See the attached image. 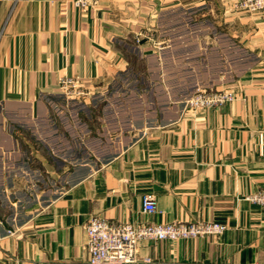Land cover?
Returning a JSON list of instances; mask_svg holds the SVG:
<instances>
[{
    "label": "crops",
    "instance_id": "obj_1",
    "mask_svg": "<svg viewBox=\"0 0 264 264\" xmlns=\"http://www.w3.org/2000/svg\"><path fill=\"white\" fill-rule=\"evenodd\" d=\"M73 1L0 0L6 196L30 184L17 167L39 158L31 138L39 140L49 114L60 110L65 77L92 96L107 94L128 75L135 51L156 64L149 76L157 75L166 95L173 94L172 70L190 73L193 94L233 89L240 97L198 111H179L172 102L166 110H176L174 119L145 125L101 166L48 169L52 188L18 222L19 202L9 194L0 264H89L84 228L93 216L136 226L197 220L228 226L220 237L141 242L136 264H264V208L244 200L264 190V12L238 11L235 0H103L85 11ZM53 157L61 155L55 150ZM147 194L156 198V214L143 212Z\"/></svg>",
    "mask_w": 264,
    "mask_h": 264
},
{
    "label": "rangeland",
    "instance_id": "obj_2",
    "mask_svg": "<svg viewBox=\"0 0 264 264\" xmlns=\"http://www.w3.org/2000/svg\"><path fill=\"white\" fill-rule=\"evenodd\" d=\"M191 22H198V19ZM130 55L128 75L119 79L109 93L90 95L87 101L63 98L56 101L60 110L49 114L47 119L50 122L43 124L39 140L31 138L40 159L29 157L24 159L25 165L18 164L17 167L28 173L30 184L26 190L15 188L8 191V196L0 191V219L11 217V208L6 205V200L11 196L9 194H13L14 200L19 202L14 207L13 217L17 222L25 218L32 200L39 194L47 193L53 185V180L47 174L48 169L57 168L59 163L71 168L85 163L93 167L101 166L116 155L119 145H126L128 138L130 141L139 136L145 125L174 119L171 114L176 110L172 109V113L166 110L170 103H180L181 111L184 102L199 90H215L199 88L193 94L190 73H173L170 70L172 78L169 77L167 82L173 94L166 95L164 89L156 84L157 75L149 76L150 72L157 71L156 64L147 58L140 59L135 51ZM55 150L60 153V158L53 157Z\"/></svg>",
    "mask_w": 264,
    "mask_h": 264
},
{
    "label": "built area",
    "instance_id": "obj_3",
    "mask_svg": "<svg viewBox=\"0 0 264 264\" xmlns=\"http://www.w3.org/2000/svg\"><path fill=\"white\" fill-rule=\"evenodd\" d=\"M103 0H74L78 10H88L98 6ZM235 8L248 14L264 12V0H235ZM60 92L68 101H80L91 93L82 90L79 80L65 77L60 81ZM240 97L233 89L199 90L184 102L185 111L210 110L233 103ZM245 201L264 208V190L246 195ZM143 212L156 214L157 201L154 195L143 197ZM86 250L89 264H136L139 262V244L141 242H176L180 240L220 237L228 229L220 221L197 220L189 223L173 222L167 224L133 225L114 223L101 216L91 217L85 225ZM10 236L15 232L8 231ZM150 262V259H146ZM37 264V263H33Z\"/></svg>",
    "mask_w": 264,
    "mask_h": 264
}]
</instances>
